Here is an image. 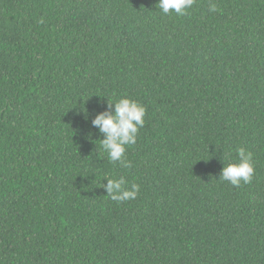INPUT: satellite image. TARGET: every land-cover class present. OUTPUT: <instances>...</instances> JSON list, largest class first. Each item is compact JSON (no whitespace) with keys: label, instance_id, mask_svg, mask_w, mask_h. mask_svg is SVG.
Wrapping results in <instances>:
<instances>
[{"label":"trees","instance_id":"obj_1","mask_svg":"<svg viewBox=\"0 0 264 264\" xmlns=\"http://www.w3.org/2000/svg\"><path fill=\"white\" fill-rule=\"evenodd\" d=\"M157 2L0 0V264H264V0ZM121 97L146 108L130 168L92 125Z\"/></svg>","mask_w":264,"mask_h":264},{"label":"clouds","instance_id":"obj_2","mask_svg":"<svg viewBox=\"0 0 264 264\" xmlns=\"http://www.w3.org/2000/svg\"><path fill=\"white\" fill-rule=\"evenodd\" d=\"M196 0H158L156 7L164 15L175 13L179 16L187 14ZM217 5L210 3L209 11L216 12ZM114 109L109 112H101L92 120V125L97 127L104 134L102 148L107 153V157L112 162H118L122 168H130L131 162L125 157L126 149L135 145L140 129L144 126L146 108L138 101L121 97L115 101L108 100L109 108ZM238 162L228 163L221 170L219 180L227 181L234 187H239L241 183L249 184L255 174L253 154L245 148L237 149ZM108 182L102 184L107 190V197L117 203L133 200L140 191L139 184L126 186L124 177L113 179L105 176Z\"/></svg>","mask_w":264,"mask_h":264}]
</instances>
